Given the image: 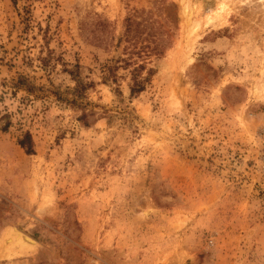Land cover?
I'll return each instance as SVG.
<instances>
[{"label": "rangeland", "instance_id": "1", "mask_svg": "<svg viewBox=\"0 0 264 264\" xmlns=\"http://www.w3.org/2000/svg\"><path fill=\"white\" fill-rule=\"evenodd\" d=\"M0 264H264V0H0Z\"/></svg>", "mask_w": 264, "mask_h": 264}, {"label": "trees", "instance_id": "2", "mask_svg": "<svg viewBox=\"0 0 264 264\" xmlns=\"http://www.w3.org/2000/svg\"><path fill=\"white\" fill-rule=\"evenodd\" d=\"M143 66H139L137 69L134 70V85L131 89V92L133 94L142 92L144 90V81L138 78L139 71L143 69ZM111 68H108L107 70H110ZM11 123L8 122L7 125L3 128V130H8ZM19 145L26 150L28 154H34V141L31 133L27 132L24 134L23 138L19 141Z\"/></svg>", "mask_w": 264, "mask_h": 264}, {"label": "bare ground", "instance_id": "3", "mask_svg": "<svg viewBox=\"0 0 264 264\" xmlns=\"http://www.w3.org/2000/svg\"><path fill=\"white\" fill-rule=\"evenodd\" d=\"M14 239H20V241H32L30 238H28L25 235H21L19 232H16V235H14ZM13 242V241H12ZM19 242V241H17ZM12 244V243H11ZM12 246V245H11Z\"/></svg>", "mask_w": 264, "mask_h": 264}, {"label": "water", "instance_id": "4", "mask_svg": "<svg viewBox=\"0 0 264 264\" xmlns=\"http://www.w3.org/2000/svg\"><path fill=\"white\" fill-rule=\"evenodd\" d=\"M20 233V232H19ZM21 235H23L22 233H20Z\"/></svg>", "mask_w": 264, "mask_h": 264}]
</instances>
